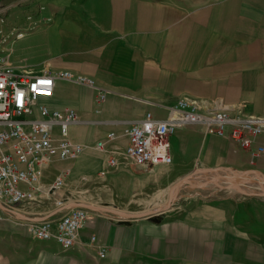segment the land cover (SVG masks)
<instances>
[{
  "label": "crops",
  "instance_id": "0c3cea01",
  "mask_svg": "<svg viewBox=\"0 0 264 264\" xmlns=\"http://www.w3.org/2000/svg\"><path fill=\"white\" fill-rule=\"evenodd\" d=\"M0 31L21 34L8 45L24 59L15 73L69 72L109 92L97 104L95 89L56 78L52 96L38 101L77 113L68 138L84 151L75 160L52 158L41 178L46 186L66 172L55 197L69 208H119L153 194V183L161 188L160 166L138 167L124 156L123 129L146 113L163 120L168 106L188 96L211 110L264 118V0H0ZM31 117H38L36 108ZM229 132L219 137L198 125L177 130L169 139L173 179L198 167L264 175V155L256 153L264 132L249 149ZM109 133L114 138L97 150ZM111 157L120 161L116 170L108 169ZM51 199L23 212L35 220L55 217L60 208ZM89 212L69 250L0 222V264H264L263 199L195 198L159 222ZM91 236L106 246L103 258L95 257Z\"/></svg>",
  "mask_w": 264,
  "mask_h": 264
},
{
  "label": "built area",
  "instance_id": "2783aa9c",
  "mask_svg": "<svg viewBox=\"0 0 264 264\" xmlns=\"http://www.w3.org/2000/svg\"><path fill=\"white\" fill-rule=\"evenodd\" d=\"M16 36L20 38L21 34ZM56 78L95 89L97 104H101L109 94L106 90H99L92 79L69 72L17 74L6 64L5 58H0V206L24 216L25 206L38 200L46 202L52 198L56 208L64 207L63 200L55 195L64 187L66 172L56 174L44 186L41 184L43 167L52 158L75 160L84 151L83 145L68 138L69 125L77 120L75 110H50L41 105L38 107V117H31L33 105L40 98L52 96ZM166 111L163 120L146 113L140 122L123 129L127 140L124 156L133 165L143 168L170 165L169 139L187 125L202 126L206 132L219 137L225 136L230 128V138L244 149H249L254 139L264 132V118L230 114L225 109L211 110L200 100L188 96L176 100ZM113 138L114 134L109 133L106 138L96 142L95 148L102 150L104 143ZM256 153L264 155V146H257ZM251 156H255V153L252 152ZM119 165L116 157H111L107 162L110 170H116ZM89 214L85 208L74 207L63 209L55 217L24 221L0 208V222L7 216L23 222L33 239L53 240L62 250H69L78 242ZM90 244L95 248L96 258L106 255V246L98 244L94 236L90 237Z\"/></svg>",
  "mask_w": 264,
  "mask_h": 264
},
{
  "label": "rangeland",
  "instance_id": "374dc122",
  "mask_svg": "<svg viewBox=\"0 0 264 264\" xmlns=\"http://www.w3.org/2000/svg\"><path fill=\"white\" fill-rule=\"evenodd\" d=\"M2 34L4 35V33L1 31L0 58H5L6 64L11 68L21 66L24 64V59L17 57V55L14 56L12 54L13 51H11L10 47L8 46L10 41L12 42L13 40H17L18 37L16 35L6 37ZM3 38L5 41H3ZM33 108L37 109V106L34 105ZM170 166L159 167L160 176L165 179L164 183L160 185V189H158V186L153 183L156 188V190L153 191V194L149 196H138L131 198L129 204L119 208H112L125 213H143L155 211V214L137 219H125L114 215L113 218L117 219L118 221L142 220L159 222L162 221L166 214H169L179 208L186 207V205L189 204V202H192L195 198L213 200L218 198L233 197L239 200H244L252 197L253 199L264 200V191L260 190L258 187L250 186V183H258L263 185L262 182H264V175H257L254 171L248 168H240L236 170L227 166L214 168L198 167L193 173L181 174L173 179L175 174L171 172ZM168 177L170 179L167 180ZM187 177H189L191 181L190 184L186 181L172 189L175 183H177L179 180L184 181ZM200 183H204V185L199 186ZM230 187H233L241 192L253 193L254 195L246 196L230 189ZM170 190L172 195L171 200L168 201ZM4 220H10L22 227L25 226L23 222L14 221L8 216Z\"/></svg>",
  "mask_w": 264,
  "mask_h": 264
},
{
  "label": "water",
  "instance_id": "95a60500",
  "mask_svg": "<svg viewBox=\"0 0 264 264\" xmlns=\"http://www.w3.org/2000/svg\"><path fill=\"white\" fill-rule=\"evenodd\" d=\"M257 174V173H255ZM257 175H260V174H257ZM183 180H179L177 183H175L172 187V189H174L175 187H177L178 185L181 184ZM186 181L190 184L191 181L189 179V177L186 178ZM204 183H200L199 186H203ZM229 187V186H227ZM171 189V190H172ZM230 189L240 193V194H243V195H246V196H252L254 195L253 193H245V192H241L233 187H230ZM171 190L169 192V199L168 201L171 200ZM72 207H75V208H85L86 210H95V211H99L101 213H104L105 215L107 216H118V217H121V218H125V219H137V218H142V217H146V216H149V215H152V214H155V211H150V212H143V213H125V212H121V211H117L115 209H112V208H108V207H103V206H86V205H82V204H75V205H71ZM1 210L4 211V212H8V213H11V214H14L20 218H22L23 220L25 221H36L35 219H32V218H29L27 216H24V215H21L19 214L18 212L12 210V209H9V208H6L4 206H0ZM65 208H69V205L68 206H64L60 209L57 210V212L65 209ZM47 217H44V218H41V219H45ZM41 219H38V220H41Z\"/></svg>",
  "mask_w": 264,
  "mask_h": 264
},
{
  "label": "bare ground",
  "instance_id": "6f19581e",
  "mask_svg": "<svg viewBox=\"0 0 264 264\" xmlns=\"http://www.w3.org/2000/svg\"><path fill=\"white\" fill-rule=\"evenodd\" d=\"M40 99H42V98H40ZM40 99H39V100H40ZM44 99H45V98H44ZM39 100H38V101H39ZM38 101H37V103L35 104V105L37 106V111H38V107L41 106V105L38 104ZM33 106H34V105H33ZM42 106H44V105H42ZM46 107H47V106H46ZM47 108H48V107H47ZM33 109H34V108H32V110H33ZM49 109H50V108H49ZM50 110H54V109H50ZM37 115H38V113H37ZM69 126H70V125H69ZM68 129H69V128H68ZM224 172H225V171H224ZM226 173H227V172H226ZM217 174H218V173H217ZM224 174H225V173H224ZM218 175H219V174H218ZM218 175H217V176H218ZM221 175H222V174H221ZM215 177H216V176H215ZM202 178H203V177H202ZM184 182H186V180L182 181L181 184L184 183ZM262 184H263V185H260V184H258V183H253V184L250 183V186H252V187H258L260 190H263V191H264V182H262ZM263 191H261V192H263Z\"/></svg>",
  "mask_w": 264,
  "mask_h": 264
}]
</instances>
